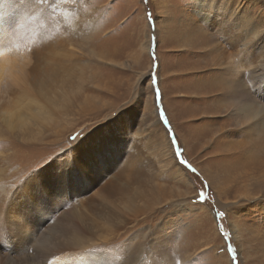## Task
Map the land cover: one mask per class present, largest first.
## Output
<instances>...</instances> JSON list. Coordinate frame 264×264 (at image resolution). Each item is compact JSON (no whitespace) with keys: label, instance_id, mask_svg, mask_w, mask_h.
<instances>
[{"label":"rangeland","instance_id":"obj_1","mask_svg":"<svg viewBox=\"0 0 264 264\" xmlns=\"http://www.w3.org/2000/svg\"><path fill=\"white\" fill-rule=\"evenodd\" d=\"M68 2L71 9H78L77 12H80L77 21L82 28H76L77 31L73 32V43L83 45L87 51L93 49L97 54L89 55V61H86L88 63L84 71L87 82L84 90L96 99L99 107L76 115L79 108L76 103L74 110L64 112L48 127L42 126L38 140L33 142H20L15 136L8 134L0 120V141L8 139L12 143L0 148V151L8 153L6 158L0 159V186L3 191H15L25 181L24 177L28 178L53 160L63 163L68 159L72 147L83 137L91 135L90 133H96L101 128L108 132L111 127L121 128L123 125L128 137L130 134L136 136L143 130L139 136L146 135L147 139L160 137L162 145L168 142L173 158L176 148H179L183 153L181 158L186 159L197 171L193 173L186 167H180L192 179L191 185L186 177L176 173L174 165L170 166L168 173L157 177L161 184L157 205L153 204L146 211L140 209L135 220L119 233L122 234L120 239L107 243L93 239L88 241L89 245L83 243L81 246L89 251L101 248L106 251L114 250L110 264H228L225 257L230 259L231 264H243L237 247L238 241L233 237L230 226L234 222L238 227L237 234H242L241 238H245L243 246H252L255 251L261 252L258 254H263L264 250L261 251L259 246L260 240L255 236H247L264 234V164H254L256 157L264 158L263 136L259 133V128L255 129L261 139L251 148L248 158L243 157V154L239 160L233 161L235 151H231L233 154L229 157L222 155L223 151L214 154L212 151L216 142L213 128L217 124L214 121L222 122L227 119V130L231 126V118L226 115L229 114L227 111L222 110L221 114L209 117L208 114L203 115L201 110L220 103L216 96L220 91H207L221 72L213 62L215 48L218 46L230 56L229 61L233 60L234 53L241 48L247 47L251 51L247 61L251 66L259 65L256 77L252 81L248 75L242 74L240 78L244 84L254 82L249 90L253 95L257 93V98L260 96V102L264 104V0ZM51 6L50 4L49 7ZM149 11L154 17L158 16L154 27L146 18ZM71 28L74 29L73 24ZM79 30L85 32L81 34ZM224 30L240 34L237 46L230 47ZM40 42L41 39L37 41V45ZM24 44L22 42L21 45L25 46ZM145 77L148 79L145 80ZM153 77L158 78V84L149 88ZM142 80L144 83L141 88ZM200 86L202 89L199 91L197 89ZM157 87L161 93L159 98L154 95ZM134 93L139 94L134 96ZM200 95L204 98H197ZM130 98L132 101L127 104ZM221 105L233 109L234 102L225 93L221 97ZM130 108L133 111L131 115L127 114ZM263 110L261 113L264 118ZM161 111L165 113L163 119L159 115ZM114 112L117 114L111 118ZM72 117L75 120H70ZM205 132H209L208 135ZM201 134L203 137L200 138ZM235 134L237 135L236 132L234 136ZM247 136L256 138L254 133L234 138L246 139ZM173 139L177 144H171ZM228 144L227 139H222L221 145L225 147ZM108 145L106 147L118 150L119 155L124 158L128 157V152L134 151L130 149V143L122 144L119 141ZM105 152L107 150L102 154ZM214 156L220 157L214 159ZM145 170H148L147 166ZM173 172L178 176L175 177ZM120 177H124L122 171ZM205 183L209 187H204ZM140 185L122 183L115 188V194L126 197L128 189L130 198H133L135 195L132 193L142 190ZM201 190L206 199L202 203H193ZM255 196L259 198L255 199ZM80 198L81 195L74 194L72 200L69 199L64 206V209L73 212V220L78 224L83 218L76 210ZM128 200L129 198L125 199L123 207L120 206L122 210L127 211L131 207L127 205ZM40 204L28 202L16 206V210L23 215L21 223L26 224L28 220L43 223L37 227L38 234L48 230L46 225L52 218L58 217L61 210L52 211V214L46 216L43 213L31 217V208H44ZM21 206L24 207L23 214ZM216 212H224L225 215L216 217ZM221 227L227 233L226 239L219 231ZM229 243L235 249L232 253L227 250ZM2 263L7 264V261Z\"/></svg>","mask_w":264,"mask_h":264},{"label":"bare ground","instance_id":"obj_2","mask_svg":"<svg viewBox=\"0 0 264 264\" xmlns=\"http://www.w3.org/2000/svg\"><path fill=\"white\" fill-rule=\"evenodd\" d=\"M77 10L70 8L68 0H0V120L8 134L15 136L20 142L37 141L42 126L46 127L64 112L74 110L76 103H78L76 107L79 106L76 115L78 112L86 113L90 108L94 110L95 107H99L96 105V99L84 90L87 82L84 71L88 63L86 61H89V55L97 54L92 51L93 49L87 51L83 45L73 43V32L80 28L77 21L80 12ZM71 24L74 25L73 30ZM79 31L81 34L85 32ZM223 33L230 47L238 45L240 40L238 32L224 30ZM252 35L255 36L254 33ZM39 39L41 42L37 45ZM22 42L25 46L21 45ZM215 50L213 62L221 72L207 91L210 93L220 91L216 94L220 103L215 107L208 106L202 109L201 113L210 117L221 114L222 110L229 112L226 115L231 118L229 123L231 126L227 130V119L222 122L214 121L217 123L213 128L216 146L212 152L219 154L223 151L222 155L226 154V157H229L233 154L230 152L235 151L233 161H237L243 154V157L248 158L251 148L258 142L259 133L264 141L262 125L264 118L261 113L264 104L260 102V96L257 98V93L253 95L249 90L254 82L244 84L240 78V75L244 74L253 81L259 65L251 66L252 64L248 63L251 51L247 47L236 51L231 61L228 60L230 56L223 48L218 46ZM201 89L202 86L197 90ZM225 93L233 100V109L222 107L221 97ZM201 97L204 98L201 95L197 96ZM207 105L208 103L205 104ZM132 112L130 108L127 114L131 115ZM145 118L148 119L146 115ZM70 120L75 119L72 117ZM120 127H109L108 132L101 128L96 133L92 132L88 137H83L72 147L66 161L57 163L58 161L53 160L28 178L24 177L25 181L15 191H3L0 186V225L5 226L3 233H0V264H3V261H7V264H110L113 261L114 250L106 251L101 248L89 251L81 245L83 243L89 245L88 241L91 242L93 239L103 241L102 243L120 239L122 234L119 233L128 223L135 220L140 209L146 211L156 204L161 194L159 193L161 184L158 183L157 177L168 173L170 166L174 165L176 173L186 177L188 184L192 183L187 173L181 170L182 167L174 164L168 142L162 145L160 137L147 139L146 135L139 136L143 130L136 136L130 134L128 137L124 126ZM258 128L259 133L255 132ZM234 132L240 138L254 133L256 138L247 136L246 139H237L234 138L236 137ZM205 133L208 135L209 132ZM222 139H227L229 144L225 147L221 145ZM119 141L122 144L130 143V149H134L128 152L126 158L120 156L118 150L106 147ZM10 144L12 143L8 142V139L2 140L0 148ZM104 150L107 152L102 154ZM6 156L8 153L1 150L0 159ZM254 164L263 166L264 158L256 157ZM145 166L148 170H145ZM121 171L123 178L120 177ZM176 173L173 172L175 177L178 176ZM122 183L141 184L139 188L142 187V190L132 193L135 195L133 198H130L128 189L126 197L116 195L115 188ZM74 194L81 195L76 208L83 216L79 224L73 220V212L64 209ZM128 198L127 205L131 207L125 205L129 208L127 212L120 206L123 207L122 204ZM118 201L122 203L119 204ZM28 202L33 205L39 203L44 205V208H31L33 209L30 211L33 214H29L31 217L43 213L46 216L61 209L58 217L52 218L46 225L48 228L46 232L43 231L42 234L36 232L37 227L43 223L31 220L26 224L20 222L23 221V215L16 210V206ZM23 208L22 214L25 213ZM230 226L234 233L233 237L238 241L237 247L243 264H264V253L258 254L261 252L255 251L252 246H243L245 238L242 239L240 236L242 234H237L238 227L234 222ZM247 236L257 237L260 240L261 251L264 250V234ZM225 260L231 264L229 258L225 257Z\"/></svg>","mask_w":264,"mask_h":264},{"label":"snow or ice","instance_id":"obj_3","mask_svg":"<svg viewBox=\"0 0 264 264\" xmlns=\"http://www.w3.org/2000/svg\"><path fill=\"white\" fill-rule=\"evenodd\" d=\"M147 2H148V0H144V3H147ZM189 2H190V0H189ZM157 17H158V16H157ZM157 17H154L153 14H152V12H150V11L146 13V18H147V20L149 21V23L153 25V27H154V22H155V20L157 19ZM157 66H158V65H157ZM144 79L146 80V79H148V77H145ZM143 83H144V81L142 80V81L140 82V86H141V88L143 87ZM157 84H158V78L153 77V78L151 79V82H150V84H149L148 86H149V88H152L154 85H157ZM140 92H141V91H140ZM140 92H139V93H140ZM139 93H138V94H139ZM138 94L134 93V96H135V95H138ZM154 95H155L157 98L160 97L161 93L159 92L158 87L155 88ZM131 101H132V98H130V102H126V103L129 104V103H131ZM116 114H117V112H114V113L112 114L111 118L114 117V116H116ZM159 115H160V118L163 119L164 116H165V113L161 111ZM169 134L171 135V132H169ZM171 144H172V145H175V144H177V141L173 139V140L171 141ZM182 155H183L182 151H181L179 148H176V150H175V152H174V164H175L176 166H179V167H186V168L189 169L191 172L196 173L197 170H196V169H195L190 163H188V161H187L186 159H182V158H181ZM204 187H209V185H207V184L205 183V184H204ZM205 199H206V197H205V193H204L203 190H201V191H199V193H198V198L194 199V200H193V203H202ZM215 215H216V217H221V216H224L225 213H224V212H216ZM4 229H5V226H4V225H0V233H3ZM219 231H220V233H221V234L225 237V239H226V238H227V233H225V232L223 231V228H222V227L219 229ZM227 250H228V252H230V253H232V252L235 251V249L233 248V246H232L231 243L228 244V246H227ZM233 259H235V256H233Z\"/></svg>","mask_w":264,"mask_h":264}]
</instances>
